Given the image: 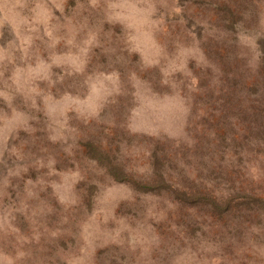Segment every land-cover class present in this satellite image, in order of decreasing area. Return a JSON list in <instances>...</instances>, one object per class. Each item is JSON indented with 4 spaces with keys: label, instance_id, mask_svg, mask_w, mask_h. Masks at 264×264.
<instances>
[{
    "label": "rangeland",
    "instance_id": "1",
    "mask_svg": "<svg viewBox=\"0 0 264 264\" xmlns=\"http://www.w3.org/2000/svg\"><path fill=\"white\" fill-rule=\"evenodd\" d=\"M0 264H264V0H0Z\"/></svg>",
    "mask_w": 264,
    "mask_h": 264
}]
</instances>
